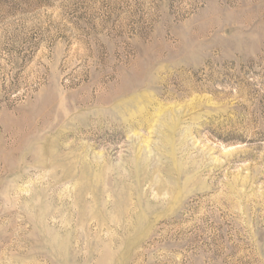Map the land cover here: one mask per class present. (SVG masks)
Listing matches in <instances>:
<instances>
[{"label":"rangeland","instance_id":"obj_1","mask_svg":"<svg viewBox=\"0 0 264 264\" xmlns=\"http://www.w3.org/2000/svg\"><path fill=\"white\" fill-rule=\"evenodd\" d=\"M0 264H264V0H0Z\"/></svg>","mask_w":264,"mask_h":264}]
</instances>
